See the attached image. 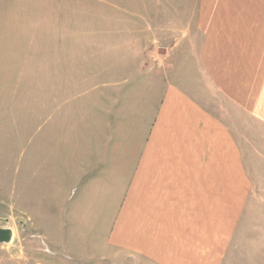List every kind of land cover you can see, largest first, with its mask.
<instances>
[{"label": "crops", "instance_id": "1", "mask_svg": "<svg viewBox=\"0 0 264 264\" xmlns=\"http://www.w3.org/2000/svg\"><path fill=\"white\" fill-rule=\"evenodd\" d=\"M97 1L113 4L114 34L137 19L139 44L154 36L181 72L126 179L121 219L107 196L81 238L60 240L70 257L35 264H264V186L246 167L264 126V0ZM119 170L107 161L108 177Z\"/></svg>", "mask_w": 264, "mask_h": 264}, {"label": "rangeland", "instance_id": "2", "mask_svg": "<svg viewBox=\"0 0 264 264\" xmlns=\"http://www.w3.org/2000/svg\"><path fill=\"white\" fill-rule=\"evenodd\" d=\"M113 10L97 0H0V227L12 231L0 264L68 255L60 240L81 238L107 196L121 219L126 179L181 67L153 49L154 36L139 44L137 19L126 20L130 35L114 34ZM259 143L246 167L264 186L262 124ZM113 158L120 172L108 177Z\"/></svg>", "mask_w": 264, "mask_h": 264}, {"label": "bare ground", "instance_id": "3", "mask_svg": "<svg viewBox=\"0 0 264 264\" xmlns=\"http://www.w3.org/2000/svg\"><path fill=\"white\" fill-rule=\"evenodd\" d=\"M12 231L8 228L0 227V242H8L11 239Z\"/></svg>", "mask_w": 264, "mask_h": 264}]
</instances>
